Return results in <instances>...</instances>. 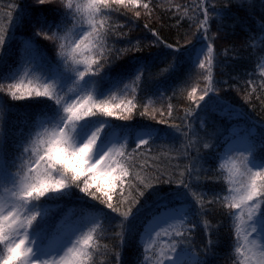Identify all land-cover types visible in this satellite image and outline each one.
Masks as SVG:
<instances>
[{
    "label": "trees",
    "instance_id": "trees-1",
    "mask_svg": "<svg viewBox=\"0 0 264 264\" xmlns=\"http://www.w3.org/2000/svg\"><path fill=\"white\" fill-rule=\"evenodd\" d=\"M83 2L74 0V4ZM145 3L150 10L143 7ZM205 9L207 26L198 30ZM108 16L112 25L105 38L109 63L98 76L79 81L69 97L92 90L98 98L111 96L114 103L132 100L136 108L130 120L103 115L86 118L80 122L86 127L78 130V138L101 123L98 143H105L118 132L117 144L125 145L129 160L134 162L133 175L170 182L146 191L143 198L138 197L143 185L136 180L131 188L126 186L124 197L117 188L113 204L119 205L121 212L127 210L130 201L140 200L127 221L74 185L33 201L29 208L42 213L30 229L39 239L40 251L50 249V238L62 230V220L68 226L88 217L96 227L94 264H116L117 253L120 264H142L145 247L141 234L146 225L162 208L186 196L193 214L184 227L197 225L188 235L201 256L198 264H239L243 257L236 249L242 235L240 231L237 235L235 210L230 214L227 202L209 205L207 201L229 194L228 167L221 158L236 135L249 138L253 159L264 164V73L260 69L264 64V0H139L135 5H116ZM63 17L60 0L46 5H39L37 0H0V29L6 40L0 50V81L8 78L39 86L46 80L55 81L62 91L72 87L76 76L64 69L55 45L36 35L38 28L58 24L65 25V31L71 28V18ZM26 42L31 48H24ZM208 43L213 46L214 91L205 101H193L188 92L196 87L199 96L209 83L204 79L207 73L197 63L199 48ZM167 44L182 48L174 50ZM172 62L173 67L165 72ZM137 75L140 81L133 83ZM145 106L149 115L141 116ZM56 115L58 106L48 98L14 101L0 93V195L14 180L22 143L36 130L39 119ZM161 119L168 123L159 124ZM172 124L180 125V131L171 128ZM141 131L149 132L154 140L148 149L141 150L143 155L133 151ZM189 139L195 147L186 148ZM204 142L213 147L204 149ZM100 182L107 187L106 182ZM192 192L204 196L203 205ZM261 215L264 219V213Z\"/></svg>",
    "mask_w": 264,
    "mask_h": 264
},
{
    "label": "snow or ice",
    "instance_id": "snow-or-ice-1",
    "mask_svg": "<svg viewBox=\"0 0 264 264\" xmlns=\"http://www.w3.org/2000/svg\"><path fill=\"white\" fill-rule=\"evenodd\" d=\"M52 2L53 0H37L39 5ZM138 2L139 0H84L83 3L74 4V0H60L64 11L63 18L66 17L65 20L71 18L72 27L66 31L65 25L61 24L55 27L38 28L36 35L53 43L64 69L75 74L76 80L67 91L59 89L55 81L45 80L39 86H32L31 81L28 85H24L23 81L8 78L2 81L14 82L0 81V93L10 96L14 101L44 97L54 101L58 106V115L39 119L36 130L31 132L22 143L17 157L19 164L15 168L14 180L10 187H5L6 195L0 196V264H94L93 257L97 248L94 235L96 227L90 226V223L79 231L71 244L59 254L36 256L33 247L35 241L30 240L29 230L42 213L39 209H30L29 205L49 193H59L74 185L88 197L100 201L113 212L120 213L127 221L133 215V209L137 208L136 205L140 204V200L130 201L127 210L121 212L120 206L113 204V194L117 188L120 190V196L124 197L126 186L131 188L132 181L136 180L143 185L144 190L138 191V197L143 198L146 191L153 190L161 183L170 182L163 181L159 177H141L139 173L133 175L131 170L134 162L129 160L124 144L111 143L96 156L95 151L101 136L102 124L87 133L82 141H78L80 134L78 130L86 127L80 122L85 121L86 118L103 115L121 120L132 119L133 110L136 108L132 100L114 103L111 96L98 98L92 90L80 91L79 94L69 97L70 92L77 90L79 81L89 75L98 76L109 63L105 53V38L112 31L108 11L114 9L116 5H135ZM143 7L150 10L147 3ZM176 7L179 10L180 6L176 5ZM136 16H140V12H136ZM207 23L208 16L205 9V17L200 21L198 30L205 29ZM157 42H160L158 36ZM5 43V34L3 29H0V50ZM165 46L174 50L182 48L172 44ZM24 48H31V44L26 42ZM22 58L33 64L30 59L23 56ZM174 59L175 57L173 61ZM197 63L199 68L207 73L204 79L209 83L205 85L199 96L196 95L197 88L193 87L188 92V97L193 101H205V98L214 91L211 86L213 68L211 43L207 44L206 54L203 59H198ZM172 67L173 62L164 71L168 72ZM260 69L264 73V64L260 65ZM140 78V75H137L133 83L139 82ZM187 114L189 113L186 112ZM140 115H149L147 106ZM168 115L171 116L170 111ZM151 118L155 119V116L151 115ZM158 123L167 124L168 120L161 119ZM171 128L180 131L181 126L172 124ZM187 135L185 133L186 137ZM152 142L154 140L151 136L139 138L133 151L143 155L141 150L148 149ZM245 144V147L235 149L240 155V167H236V160L233 159L232 167L228 168V183L231 186L228 190L229 194L217 195L207 201L209 205L227 202L226 206L230 214H232L231 210H236L240 217H243L246 211L251 233L244 236V243L236 249L243 257L239 264H249V257L246 255L248 236L257 230V213L259 216L264 213V166L252 165L250 157L253 145L249 138L245 139ZM191 147H195V144L189 139L186 148ZM212 147L213 145L209 142L203 143L204 149ZM245 152L249 155L245 156ZM183 155L187 156V151ZM104 178H107V187L102 186L100 182ZM146 179L151 182L145 183ZM181 183L183 184V181ZM184 187L187 189L190 185L184 184ZM191 195L196 197L201 205L205 202L203 195L195 192ZM177 219V210L168 209L162 211L155 218V222L146 229L148 243L145 246L142 264H198L200 254L193 247L191 237L188 235L197 225L192 224L190 228L184 227V218H179V224L169 223ZM65 226L66 220H62L59 227ZM153 232L155 237L152 235ZM237 235H239V226ZM120 236L123 240V233H120ZM162 236L168 237V241L162 245L157 255L152 245ZM208 243L210 245L212 241L209 240ZM182 245L183 252L180 251ZM116 264H120L118 253ZM258 264H264V254L261 255Z\"/></svg>",
    "mask_w": 264,
    "mask_h": 264
},
{
    "label": "rangeland",
    "instance_id": "rangeland-1",
    "mask_svg": "<svg viewBox=\"0 0 264 264\" xmlns=\"http://www.w3.org/2000/svg\"><path fill=\"white\" fill-rule=\"evenodd\" d=\"M31 44V43H30ZM32 46V45H31ZM206 46L207 44L202 45L199 48L198 52V59H203L204 55L206 54ZM101 123L95 124L87 133L90 131L94 130L96 127H99ZM150 136V133L147 131H141L137 134L136 140L142 137ZM85 137V136H84ZM78 138V141H82L84 139ZM247 137L243 136L242 134L236 135L228 144L226 153L224 156L221 158V162L227 166L228 168L232 167L231 161L233 159L236 160V167H240V155L239 152L235 151L237 148L245 147V139ZM118 140V132L113 133L105 143H98L97 142V148L95 151V155L98 156L104 148L109 146L111 143H117ZM99 141V140H98ZM100 144V145H99ZM229 149H233V151H229ZM253 152V151H252ZM245 156H248L249 154L247 152L244 153ZM251 163L254 167H261L264 166V164H259L255 162L253 159V155L250 157ZM102 181L106 182L107 178L102 179ZM197 193V192H195ZM6 195L5 190L0 196ZM188 204L181 203L179 199H176L175 203L171 206H166L160 210V213L162 211H167L168 209H176L177 210V217L178 219L176 221H169V223H176L179 224L180 220L179 218H184V223L188 220L190 217L188 211ZM159 213V214H160ZM236 221L237 225L239 226V231L242 235V240L241 244L244 243V236L248 235V233H251V227L249 226V223L247 222V214L245 211V214L243 217H240L239 212H236ZM155 215L153 219L146 225L145 230L141 234V240L144 243V246H146V243L148 241L146 240V229L150 227L154 222L155 218L159 215ZM257 230L255 233H252L251 235L248 236V242H247V250H246V255L249 257V261L252 264H258V261L261 259V255L264 254V219L262 215L259 216V213H257ZM90 223V226H92V221L86 217L83 222L79 224H70L68 226L62 227V230L55 233L52 238H50L51 242V247L50 249L40 251V242L37 236L32 235L31 231L29 230V236L30 240L35 241V244L33 245L34 247V252L37 257H42L46 255H51V254H59L60 252L63 251V249L71 244V242L75 239V236L77 233L81 230H83L87 224ZM163 227H167V225H162ZM159 230V229H157ZM152 235L155 237V233L153 232ZM168 241V237L162 236L160 238H157V241L155 244L152 245L153 251L158 255L159 252L161 251L162 245ZM166 250V249H165ZM181 252L184 250L180 249ZM243 251V250H242ZM201 260L198 258V261Z\"/></svg>",
    "mask_w": 264,
    "mask_h": 264
}]
</instances>
